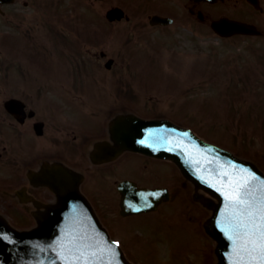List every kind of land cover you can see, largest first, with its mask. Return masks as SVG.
I'll return each mask as SVG.
<instances>
[{"label": "water", "instance_id": "1", "mask_svg": "<svg viewBox=\"0 0 264 264\" xmlns=\"http://www.w3.org/2000/svg\"><path fill=\"white\" fill-rule=\"evenodd\" d=\"M173 128L170 131L177 134ZM157 130L156 122L124 120L115 129L116 141L123 149L156 153L153 143L164 138L157 136L160 133ZM146 135H152L149 137L152 139ZM172 140L174 146L177 142L179 145L190 142L183 152L174 150V158L181 163L183 172L219 201L207 203L215 213L207 223V230L217 239L219 264H259L258 260L250 259L244 247L248 229L242 225L248 224L250 228L251 223L248 205L240 201H251L254 208L259 207L264 200V174L254 164L233 159L228 151L210 147L190 135L183 138L173 135ZM72 180L64 171L49 180L62 201L69 191L77 190ZM237 195L239 200L233 198ZM56 208L40 216L38 229L27 233L16 232L0 218V264H129L117 245L95 223L85 219L91 210Z\"/></svg>", "mask_w": 264, "mask_h": 264}, {"label": "flooded vegetation", "instance_id": "2", "mask_svg": "<svg viewBox=\"0 0 264 264\" xmlns=\"http://www.w3.org/2000/svg\"><path fill=\"white\" fill-rule=\"evenodd\" d=\"M125 1L132 5L131 14L144 27L147 19L156 13L176 10L175 0ZM222 2L230 3V0ZM259 2L256 8L248 0H237V3L226 5L235 8L237 5L236 14L221 15L254 24L263 37L264 2ZM188 6L193 14L187 21L197 20L202 14L205 18L212 15L207 2L195 5L190 2ZM27 51L32 61H41L44 57L47 59L51 52L45 46L29 47ZM94 59L95 70H102L98 53ZM85 63V59H80V71L73 70L71 74L75 87L79 90L89 84ZM68 74L65 73L60 83L55 82L54 70L50 65H42L38 70L28 60L17 59L10 52H6L0 44V157L5 153L3 163L6 166L11 167L19 161L20 169L23 167L35 172L45 161L59 159L74 168L80 167V159L82 164L88 162L86 154L93 147L92 139L106 134L107 120L121 106L120 95L114 89H106L107 98L102 90L75 92ZM91 75L90 79L95 80L97 75ZM64 113L67 114L65 119L62 116ZM15 174L12 180L16 179L18 184L11 192L30 184V179L26 176H18L20 172ZM29 189L32 192L42 191L32 187ZM42 196L47 198L44 194Z\"/></svg>", "mask_w": 264, "mask_h": 264}, {"label": "rangeland", "instance_id": "3", "mask_svg": "<svg viewBox=\"0 0 264 264\" xmlns=\"http://www.w3.org/2000/svg\"><path fill=\"white\" fill-rule=\"evenodd\" d=\"M67 5L68 4L66 2L62 6L64 7V9H69L72 6V5L70 6H67ZM210 43H211V46L209 48H206L204 47V45L202 46L201 43L200 44L198 43V46L196 45L197 51H202V52L207 53L209 52L208 50L212 48L211 52H209L210 54L212 53L211 58H210L212 67L216 66L217 69L220 68L219 70H222V68L224 67L223 66L224 64L222 62H223L224 57L226 56L225 51H222V47H221L222 43H218V40H216L215 38H212V40H210ZM233 45H234L233 42L228 43V48L232 49ZM171 57L172 55H169V58ZM169 58H167L168 60H166L167 65L169 63ZM184 76L188 77L187 75H184ZM214 81H215L214 84L216 85L215 92L218 98L214 100L213 107L215 109L218 108L217 109L218 115L220 113L226 114L225 106H224L226 105L225 104L226 97L225 96L221 97L220 94L224 93L223 90H225V87H226L225 83L229 81L228 79H225V78H223L222 80H220L219 78L215 79V77H214ZM257 83H258V87H260L259 89H261L264 92V87L261 85V83L260 82H257ZM231 84L234 86V82H231ZM245 86L249 88L250 93L254 92L255 88H257V87L254 88L255 82H253V80H249L245 84ZM233 89L234 88H229V91ZM254 96H256V94ZM254 105H256L255 111L262 112L264 110L263 100H260L258 98L256 102H254ZM246 115L248 116L249 123L254 118H255V123H256V124H248L252 128L250 130V135H249L252 137H250V139H247L246 143L240 140V138H244V136H241L242 134L238 132L240 131L238 129L236 132L235 131L233 132L230 128H227V127L223 128L222 126L221 127L222 130L217 131L215 133V136L222 138L223 144L229 147L237 148V146L246 145V147H244L245 148L244 150L248 148V150L246 151V154H251V151H252L251 148H252L255 156H257L259 150L260 151L264 150V131L262 132V129L264 128L263 126L264 115L261 114L263 117V121H261V119L259 118L260 115L258 114L254 115L253 109H251V112L247 110ZM204 118H207V117L204 115ZM205 121L215 124V119L208 120L207 118ZM205 125L208 126V124L206 123ZM247 126H246V129H249L250 127L247 128ZM257 130H260V133H257ZM220 133H224V134H220ZM259 161L262 163V165H264L263 156L260 157ZM99 190L100 189H97V192H95V196H97L98 198H103V195L105 193L99 194L98 193ZM183 198L184 199H180L177 203L179 207L176 210L175 215L176 216L178 215L177 225L186 226L185 227L186 229H181V230L176 229V230H173L172 232L168 231L167 226H165L166 224L165 219L167 215L165 212L167 208L165 207V209H163L160 213L155 214L154 216H150V217L148 216V218L136 220L137 224L139 225L138 228H136V226H133L131 227L132 230L129 229L123 232L122 235H124V233L126 232V236L125 237L123 236V238L126 244L127 243L129 244L128 248L131 250L137 251L135 253L131 252L133 254L131 255V257L133 259L136 258V260H139L141 264H186L185 259L187 260V264L191 261H195V264L205 263L208 256H206V252L205 253L202 252V245H205V246L212 245L213 241L211 240L210 237L207 238L204 233H201V231L197 232V229H198L197 220L198 218L208 216V213L198 206L196 207L194 205L189 204V200L187 199V197L186 198L183 197ZM141 215L144 216V215H147V213H144ZM114 223L118 224L116 222ZM146 229H149L150 231L148 232V234L145 235V233H147ZM136 230L141 231L145 236L143 235L144 237L143 236L139 237L137 233H135L136 234L135 235L134 231ZM120 233H121V230H120ZM203 239L204 241H202ZM178 243L181 244L182 249L179 248ZM195 244L197 246L199 245V248H192ZM180 251H183L185 256ZM189 264H193V263H189Z\"/></svg>", "mask_w": 264, "mask_h": 264}, {"label": "snow or ice", "instance_id": "4", "mask_svg": "<svg viewBox=\"0 0 264 264\" xmlns=\"http://www.w3.org/2000/svg\"><path fill=\"white\" fill-rule=\"evenodd\" d=\"M233 198L239 200L238 195ZM240 203H246L248 205V216L250 217L251 223L250 228L248 224L242 225L245 229H248L244 234L246 237L244 247L251 260H258L259 264H264V200L256 208L253 207L251 201H240ZM257 215L259 217L258 222ZM253 252L257 253V255L253 256Z\"/></svg>", "mask_w": 264, "mask_h": 264}]
</instances>
